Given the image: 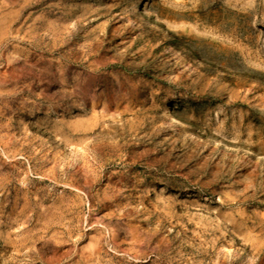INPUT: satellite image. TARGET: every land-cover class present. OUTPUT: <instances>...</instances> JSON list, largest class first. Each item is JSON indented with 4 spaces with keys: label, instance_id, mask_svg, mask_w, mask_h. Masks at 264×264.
Listing matches in <instances>:
<instances>
[{
    "label": "rangeland",
    "instance_id": "rangeland-1",
    "mask_svg": "<svg viewBox=\"0 0 264 264\" xmlns=\"http://www.w3.org/2000/svg\"><path fill=\"white\" fill-rule=\"evenodd\" d=\"M135 1L0 0V264H264V0Z\"/></svg>",
    "mask_w": 264,
    "mask_h": 264
},
{
    "label": "bare ground",
    "instance_id": "bare-ground-1",
    "mask_svg": "<svg viewBox=\"0 0 264 264\" xmlns=\"http://www.w3.org/2000/svg\"><path fill=\"white\" fill-rule=\"evenodd\" d=\"M135 5H136L137 11H139V13L142 15V17H144L146 19H151L152 22L154 23L155 27L164 31V35L167 37V39L169 41H171V42L173 41L174 43L179 44L181 50L187 49L185 42L174 33L172 27L168 23L160 20V18H158L157 16L152 15L149 12V10L147 9L144 2H142L141 0H137V1H135ZM194 55H196V54L194 53ZM171 100H172V98H170V100L169 99L165 100L164 105L167 107L168 111H171L172 113L176 114V112L169 106V103L171 102ZM210 133L213 134L214 132L210 131ZM227 139H229L230 141L236 142L237 148L235 149V152L247 153L249 151L250 147L249 146L247 147V145L242 144L240 141L237 140V138L235 136H229V137H227ZM234 166H235V164H234ZM234 166H233V164H231L229 171L233 170Z\"/></svg>",
    "mask_w": 264,
    "mask_h": 264
}]
</instances>
